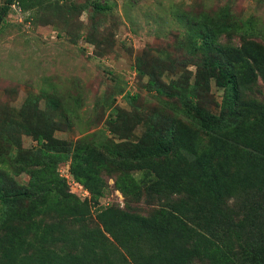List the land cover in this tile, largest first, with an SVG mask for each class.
<instances>
[{
	"label": "trees",
	"instance_id": "trees-1",
	"mask_svg": "<svg viewBox=\"0 0 264 264\" xmlns=\"http://www.w3.org/2000/svg\"><path fill=\"white\" fill-rule=\"evenodd\" d=\"M14 3L0 6V25ZM90 7L92 19L112 11L102 0ZM187 20L188 41L204 58L193 91L176 94L191 128L161 134L148 127L137 143L99 149L85 140L55 139L48 122L21 114L19 128L35 142L23 149L18 142L4 145L0 124V145L14 148L0 154V264H264V100L254 97L257 80L264 83V43H222L224 35L255 31L231 21L226 11ZM149 75L148 85L164 93ZM209 79L223 89L217 113L197 103L196 89ZM66 162L88 198L69 192L57 172ZM111 165L141 173L142 185L175 201L146 215L99 207L101 174ZM14 167L28 175L27 184L13 177ZM130 179L122 176L116 184L126 190ZM231 200L241 204L240 215L229 214Z\"/></svg>",
	"mask_w": 264,
	"mask_h": 264
},
{
	"label": "rangeland",
	"instance_id": "rangeland-1",
	"mask_svg": "<svg viewBox=\"0 0 264 264\" xmlns=\"http://www.w3.org/2000/svg\"><path fill=\"white\" fill-rule=\"evenodd\" d=\"M93 1L15 0L10 7L0 25V124L8 138L5 146L17 142L23 149L35 146L19 128L21 114L48 122L55 139L85 140L99 149L137 143L148 127L161 134L191 128L176 94L193 91L204 58L188 41L187 19L201 14L217 17L226 11L231 21L251 24L255 31L224 35L222 43H264V0H102L112 11L92 19ZM4 2L0 0V6ZM196 58L199 68L193 64ZM149 74L158 79L164 93L148 85ZM222 95L215 79L196 89L197 103L212 113L219 111ZM254 97L264 100L261 79ZM50 102L57 108H49ZM6 149L14 151L0 145V154L5 155ZM57 172L69 192L80 200L89 197L72 178L69 162L59 164ZM12 175L27 184L26 173L14 167ZM122 176L131 178L126 190L122 183L116 184ZM101 178L105 192L99 207L113 205L146 215L175 201L142 185L138 172L127 174L111 165ZM133 189L139 190L137 197L128 194ZM227 206L232 216L243 212L238 201ZM94 210L90 226H94Z\"/></svg>",
	"mask_w": 264,
	"mask_h": 264
},
{
	"label": "built area",
	"instance_id": "built-area-1",
	"mask_svg": "<svg viewBox=\"0 0 264 264\" xmlns=\"http://www.w3.org/2000/svg\"><path fill=\"white\" fill-rule=\"evenodd\" d=\"M85 193L87 194V192L85 191Z\"/></svg>",
	"mask_w": 264,
	"mask_h": 264
}]
</instances>
